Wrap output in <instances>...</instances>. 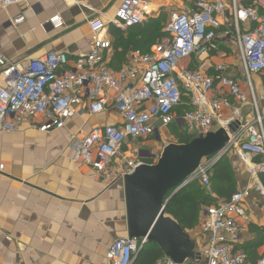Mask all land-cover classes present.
Masks as SVG:
<instances>
[{"label": "built area", "instance_id": "2783aa9c", "mask_svg": "<svg viewBox=\"0 0 264 264\" xmlns=\"http://www.w3.org/2000/svg\"><path fill=\"white\" fill-rule=\"evenodd\" d=\"M22 1L0 0V9ZM188 1L194 9L172 13L165 25L166 35L148 52H132L127 63L116 70L106 58L111 46L105 37L107 24L125 31L142 23L150 12L144 0H120L108 21L101 17L88 21L89 50L73 60L53 52L13 60L0 51V134L15 133L23 125L50 133L64 128L80 111L97 116L114 108L119 123L95 124L85 133L80 129L70 135V143L76 165L90 167L94 175L105 180H115L145 163L134 145L128 149L132 158L125 155L128 142L148 138L172 124L193 136L207 135L217 123L225 130L227 142L203 158L185 182L207 187L215 162L232 151L247 157L249 182L228 200L204 208L200 230L207 235L208 246L202 258L177 263L162 256L156 264H246L247 253L234 249L242 231L238 218H246L245 203L253 191L264 198L259 180L264 174V116L258 111L250 79L252 73L264 77V0H230L229 7L221 0ZM224 19L236 38L246 78L244 90L226 75L224 64L217 65L212 74L181 65L199 50L214 48L216 29ZM22 20L18 15L12 22ZM49 22L53 29L62 26L58 15ZM241 24L248 28L242 30ZM262 91L264 95V82ZM182 97L190 109L178 115L177 108L184 104ZM247 104L253 113L248 119L241 114ZM223 107L230 109L229 115H223ZM255 157L262 160L255 161ZM145 244V238H118L108 246L105 264H136ZM254 264H264V252Z\"/></svg>", "mask_w": 264, "mask_h": 264}, {"label": "crops", "instance_id": "0c3cea01", "mask_svg": "<svg viewBox=\"0 0 264 264\" xmlns=\"http://www.w3.org/2000/svg\"><path fill=\"white\" fill-rule=\"evenodd\" d=\"M144 1L149 4L150 12L143 22L160 15L168 20L172 13L194 9L188 0ZM221 1L226 7L230 6V0ZM119 2L23 0L0 9V51L13 60L24 56L38 57L47 52L64 53L73 60L78 54L89 50L86 42L90 36L88 21L97 17L108 21ZM18 15L23 20L14 24L12 20ZM55 15L62 21L59 29H53L49 22ZM227 22L224 19L216 29L214 48L199 50L188 60L182 61L181 65L212 74L217 65L224 64L226 75L239 82L243 89L246 78L239 64L235 35L227 29ZM240 28L244 30L248 26L241 24ZM6 33L11 34V38L4 41ZM121 35L125 39L127 30L121 31L107 24L105 37L111 46L106 58L113 70H116L112 66L114 44ZM13 41L17 42V49L8 48ZM151 46L141 53L148 52ZM135 51L127 52L124 60H114V64H126L130 54ZM250 79L258 111L264 116V108L260 104L264 100V77L252 73ZM256 91L260 92V97H257ZM226 97L233 103L232 97ZM185 106L190 109L189 105ZM229 112V108L223 107V115L227 116ZM241 114L246 119L251 118V106L244 105ZM119 122L117 111L109 108L97 116H88L80 111L67 121L64 128L50 133L32 131L23 125L15 133L0 134V264H105L108 246L114 240L128 236L123 178L105 180L94 175L90 167L76 165L70 135L80 129L85 133L95 124ZM169 127L177 129L178 139L187 138L189 142L193 138L175 124L169 125L166 130ZM218 128L219 125L214 123L213 131ZM162 133H156V139ZM145 139L130 141L124 148L132 143L140 150L145 163L154 165L162 151L153 152L149 146L145 147ZM246 178L248 180L247 171ZM207 192L213 196L211 190ZM204 208L199 212L196 225L184 229L189 236L187 260L202 258L208 246V237L200 230ZM245 210L246 218H238L242 231L234 249L255 251L250 264L264 251V243L258 245L261 233L264 241V198L260 193L252 192L245 203Z\"/></svg>", "mask_w": 264, "mask_h": 264}, {"label": "water", "instance_id": "95a60500", "mask_svg": "<svg viewBox=\"0 0 264 264\" xmlns=\"http://www.w3.org/2000/svg\"><path fill=\"white\" fill-rule=\"evenodd\" d=\"M213 132L217 143L209 151L201 144L198 145L203 151L199 154L194 146L171 144L162 150L156 164H140L123 177L128 237L145 238L146 244H156L166 257L177 263L187 260L189 236L165 214V205L179 189L191 183L185 180L193 174L200 158L215 154L227 142L223 128Z\"/></svg>", "mask_w": 264, "mask_h": 264}, {"label": "trees", "instance_id": "16d2710c", "mask_svg": "<svg viewBox=\"0 0 264 264\" xmlns=\"http://www.w3.org/2000/svg\"><path fill=\"white\" fill-rule=\"evenodd\" d=\"M163 24L164 22L160 15L157 18H149L143 23L127 28V37L124 39L121 35L119 39L116 40L117 43L115 42L114 44V58L112 59V66L114 69H118L121 66L120 64L116 66L114 60L115 62L116 59L118 61L121 59L124 60L125 54L132 50L143 52L161 37L165 36L166 32L164 31L165 26H163ZM124 62H126V60ZM191 67H193V65ZM186 100L185 97H182L183 103H185ZM187 109L188 107L182 104L177 108L176 112L178 115H181ZM188 140L189 139L186 138L181 143H187ZM254 160L260 161L262 157H255ZM259 178L264 186V174H260ZM209 181L212 184L211 193L213 196L210 195L207 190L200 188L199 183L194 181L179 189L166 203L165 214L173 218L183 230L191 229L196 225L201 208L213 205L217 201L228 200L237 190L234 175L225 156L218 159L213 165ZM210 202L213 203L207 205ZM258 235L260 236V234ZM262 239L263 235L261 233V239L259 237L258 245L264 243ZM245 252L248 255L246 264H249L251 256H254L253 254L255 251L245 250ZM162 256V251L155 244L147 243L139 251L135 263L156 264V261ZM250 264L254 263L251 262Z\"/></svg>", "mask_w": 264, "mask_h": 264}, {"label": "rangeland", "instance_id": "374dc122", "mask_svg": "<svg viewBox=\"0 0 264 264\" xmlns=\"http://www.w3.org/2000/svg\"><path fill=\"white\" fill-rule=\"evenodd\" d=\"M161 18L163 19V22H164L163 26H165L168 20L165 16H161ZM10 38H11V34L6 33V35L3 37V40L7 41ZM8 48L17 49L18 48L17 42L16 41L11 42V44L8 45ZM230 53H231V51H230ZM237 75H239V74L237 73ZM244 89H247L246 85H245V88H243V90ZM247 92L249 93V91H247ZM256 93H257V97H260V92L256 91ZM249 95L251 96V93H249ZM260 104H261V107L263 109L264 108V100H261ZM166 129L163 130L162 134H160L159 139H156L155 135H152L150 138L145 139V143H144L145 147L149 146V149L153 152H161L162 149H164L166 146L171 145V144L179 145V143L183 141L182 139L177 138L179 136V132L177 131V129L175 127H169L168 130H166ZM213 133L214 132L212 131L207 135H195V136H193V138L189 142L181 144V145L194 146L195 149L198 150L196 152L198 154L200 153L199 151L201 150V147L206 146L205 148H206V152H207L210 149L209 147H213L217 143V138L215 136H213ZM192 141H194V142H192ZM198 144H201L200 148H199ZM132 146H133L132 143H129L128 147L124 148L125 149L124 152H126L125 155H127L130 159L132 158V153L128 149ZM201 151H203V150H201ZM203 158H206V157L200 158L199 161H201ZM225 159H226V161H228V163L231 167L232 173H233L235 181H236V187L240 188V187L246 186L247 183L249 182V180H247V178H246V164H248L247 157L240 155L237 152L232 151V152L228 153L227 155H225ZM143 161L145 162L144 159H143ZM199 185H200L199 187L204 189V190H208V189L211 190V188H212L211 183H209V185L207 187H204L201 184H199ZM213 202H210L207 205H210ZM205 207H207V206H205Z\"/></svg>", "mask_w": 264, "mask_h": 264}]
</instances>
